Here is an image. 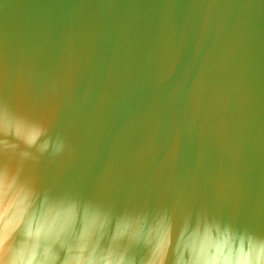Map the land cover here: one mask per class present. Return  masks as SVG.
<instances>
[{"label": "water", "instance_id": "obj_1", "mask_svg": "<svg viewBox=\"0 0 264 264\" xmlns=\"http://www.w3.org/2000/svg\"><path fill=\"white\" fill-rule=\"evenodd\" d=\"M0 91L74 149L45 186L264 234V0H0Z\"/></svg>", "mask_w": 264, "mask_h": 264}, {"label": "clouds", "instance_id": "obj_2", "mask_svg": "<svg viewBox=\"0 0 264 264\" xmlns=\"http://www.w3.org/2000/svg\"><path fill=\"white\" fill-rule=\"evenodd\" d=\"M71 151L0 91V264H264V234L204 210H117L45 186L42 163Z\"/></svg>", "mask_w": 264, "mask_h": 264}, {"label": "bare ground", "instance_id": "obj_3", "mask_svg": "<svg viewBox=\"0 0 264 264\" xmlns=\"http://www.w3.org/2000/svg\"><path fill=\"white\" fill-rule=\"evenodd\" d=\"M53 77H55L54 75H52ZM24 81V80H23ZM53 82L51 81V84H49V88H48V90L47 91H50V93L49 92H45V94H50V102H49V105H47V108H46V110L45 111H43L42 113H40V114H38L39 116L38 117H41L42 119H43V116L44 117H46V118H50L51 117V115L53 114V112H54V109L56 108V104H57V101H58V97L56 96H54V94L58 91H56V89H55V86H56V84L53 86ZM26 89V87H25V85H24V88H23V90H25ZM22 90V91H23ZM51 93H54V94H51ZM22 99V98H21ZM108 182H109V176H107V177H105L99 184H98V188H97V190L94 192V194H93V196H96V198L97 197H99V195L102 193V192H106L107 191V187H108ZM254 227H253V231L254 232H257V233H261V234H263V232H262V230L260 229V227L258 226V224L257 223H254V225H253Z\"/></svg>", "mask_w": 264, "mask_h": 264}]
</instances>
